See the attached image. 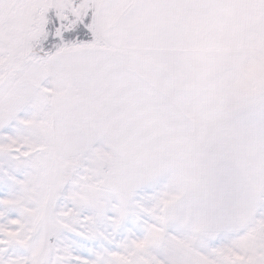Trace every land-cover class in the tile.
<instances>
[{
  "label": "snow or ice",
  "instance_id": "1",
  "mask_svg": "<svg viewBox=\"0 0 264 264\" xmlns=\"http://www.w3.org/2000/svg\"><path fill=\"white\" fill-rule=\"evenodd\" d=\"M0 264H264V0H0Z\"/></svg>",
  "mask_w": 264,
  "mask_h": 264
}]
</instances>
